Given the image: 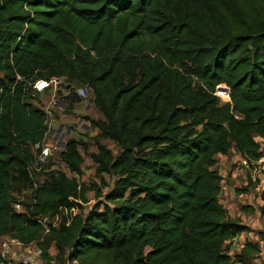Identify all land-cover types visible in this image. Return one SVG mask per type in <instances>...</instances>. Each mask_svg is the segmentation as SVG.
I'll return each mask as SVG.
<instances>
[{"label":"trees","instance_id":"trees-1","mask_svg":"<svg viewBox=\"0 0 264 264\" xmlns=\"http://www.w3.org/2000/svg\"><path fill=\"white\" fill-rule=\"evenodd\" d=\"M52 78L94 93L103 118H88L91 157L115 178L107 193L78 177L85 138L59 152L75 175L53 159L34 167L46 111L33 84ZM257 137L264 0H0V237L35 243L45 262L254 264L264 232L231 253L228 242L251 228L221 203L217 164L232 148L258 160ZM89 190L101 199L85 210ZM64 208L76 213L53 225Z\"/></svg>","mask_w":264,"mask_h":264},{"label":"rangeland","instance_id":"rangeland-1","mask_svg":"<svg viewBox=\"0 0 264 264\" xmlns=\"http://www.w3.org/2000/svg\"><path fill=\"white\" fill-rule=\"evenodd\" d=\"M58 89H61V86H57ZM71 87L69 86L68 89ZM78 87L72 90H65L61 89L59 92V95L61 96L62 102L60 106H56L54 108L55 110V118L54 123L56 126H59L61 124H71L75 123L74 130L72 131L71 135H69V138L75 137V138H85L87 140L89 145V151L87 153L83 152L84 156V163L82 165L83 167V175L78 176L80 181L82 183H85L87 185H92L93 183L98 184V186H101L104 193H107L111 188L114 186L115 178L113 176H110L106 173H100L97 171V165L92 160L91 152H96L97 148L94 144L95 140H93L92 136L96 134V130L92 127L89 117L98 119L103 118V115L98 111V109L95 106L94 103V93L93 91L88 87H82L80 89V92L78 91ZM55 92V86H52L47 92H44L42 94H38L37 97L33 100L35 103H43L44 106L48 105L52 99V95ZM220 103H225L230 100V92L229 89L222 85L218 89L217 93ZM40 101V102H38ZM103 143H105L108 147H110L113 150V154L117 155L120 152L119 147L114 144L111 140H104ZM262 143V150L264 152V140H261ZM81 152L83 151L82 148H80ZM220 156V155H219ZM238 160H239V153L232 148L228 155L220 156L218 158V164L217 168L219 171H221L223 182V199L227 205H232L229 208V211L234 217L238 218V204H242L244 202H249V197L251 195L256 194V198L259 195L256 189L248 191L244 194H247L245 196L238 197V191L239 188H243L247 185L244 184L245 177L248 174L247 169H242L238 166ZM54 161V168L63 170L67 172L68 175L73 176L75 174L71 173L68 169L67 165L59 158V152H57L53 156ZM251 170V169H248ZM43 177H37L35 178L36 181H41ZM105 182V184H104ZM234 192L232 195L229 192ZM29 194L27 191H23ZM23 196V195H22ZM88 202L84 204L85 210L91 209L101 198H98L96 196L95 190H89L87 192ZM252 198V197H251ZM254 199V203L260 208L261 203H259V200ZM261 202V201H260ZM261 211L264 214L263 208L261 207ZM65 215V214H64ZM52 221H54V217L50 218ZM5 237V236H4ZM0 237V241L4 238ZM14 238L13 236H11ZM260 238V237H259ZM261 241V240H260ZM237 242V241H235ZM234 241H230L227 244V247L229 246L231 253H235L240 251L237 245H235ZM262 242V241H261ZM263 243V242H262ZM263 249H264V243H263ZM37 245L35 243H31L28 245H20V243H15L13 245L14 254L12 256V264H20V258L23 255L27 254H34L35 250L37 249ZM51 253L55 255L57 253V250L54 246L51 248ZM258 258L261 260L262 264H264V255H259ZM255 263V258L253 260ZM76 263V262H74ZM71 262L61 263L59 260L54 259L50 263L45 262L41 256L38 260L37 264H74Z\"/></svg>","mask_w":264,"mask_h":264},{"label":"built area","instance_id":"built-area-1","mask_svg":"<svg viewBox=\"0 0 264 264\" xmlns=\"http://www.w3.org/2000/svg\"><path fill=\"white\" fill-rule=\"evenodd\" d=\"M60 84L59 78H52L50 80L46 79H39L35 81L33 84V87L39 91V92H45L46 90H49L52 86H55V92L52 95L51 102L48 103V105L44 106L46 111V130L43 136V139L37 142L34 145V150L36 152V161L34 164V167L36 170H39L41 166L47 164L50 160L53 159V156L60 152L61 150H64L67 145V140L69 139V135H71L72 131L74 130L75 123L71 124H61L59 126H56L54 123L55 118V110L54 108L56 106H60L62 99L61 96L58 94V85ZM82 87L88 88L87 86H80L78 91L80 92V89ZM65 90H69L68 88H65ZM258 140H264L262 137H257ZM261 150H262V143H261ZM263 151V150H262ZM239 153V152H238ZM264 164V154L262 157H260L258 160L252 161L247 156L242 155L239 153V160L238 165L241 167H245L248 169H251L255 174L259 170V166ZM223 191V186H222ZM221 191V192H222ZM16 209L21 210V205L16 204ZM76 213V209H73L69 211L67 208L62 209V212L57 213L54 215V221L53 225L57 226L62 221V214H65L67 217V221L69 222L71 219L70 213ZM45 226V232L47 233L50 228L47 224H44ZM15 243H20V245H26L19 241L17 238H12L11 236H5L0 241V252L3 257V262L1 264H12V256L14 254L13 245ZM238 247H241L240 244L236 243ZM42 254V250L37 247L34 254H27L23 255L20 258L21 264H37L38 260Z\"/></svg>","mask_w":264,"mask_h":264},{"label":"crops","instance_id":"crops-1","mask_svg":"<svg viewBox=\"0 0 264 264\" xmlns=\"http://www.w3.org/2000/svg\"><path fill=\"white\" fill-rule=\"evenodd\" d=\"M263 154H264V152H263ZM220 156H224V155H220ZM239 167H241V166H239ZM241 168L244 169V167H241ZM247 172H248V174L246 175V177H245L246 179L244 182V184L247 186H245L243 188L248 187V190L238 191V197H239L240 193H241L240 196H245L247 194H244V193L251 191V190H254V189L257 190L259 195L257 196L258 198H256V196H255L256 194L251 195L249 197V202H244L242 204H238V206H241V207H238V218L234 217L231 214V212L229 211V208L232 205H227L223 199V196H224L223 193L221 192V194H220V201L228 209L230 215L251 228L250 231H245L242 234H240L238 237H236L232 240L234 242L237 241L235 243L240 244L241 247L238 248L239 250H241V248L243 247V244H242L243 240L251 237L254 241H259L260 238H259V235L257 234V232H259V231L264 232V214L261 211V207L263 208V206H264V164L259 166V170L256 174L252 170H248V169H247ZM220 173H221V171H220ZM250 179L252 180V183L248 185ZM223 181L224 180L222 179V182ZM229 193H231L232 195L234 194V192H232V191ZM255 198L257 200H259V203H261L262 206H260V208H259L258 204L256 205L254 203ZM261 254L264 255L263 247H262V251L257 255V257H255V263L256 264H262L261 260L258 258V256Z\"/></svg>","mask_w":264,"mask_h":264},{"label":"water","instance_id":"water-1","mask_svg":"<svg viewBox=\"0 0 264 264\" xmlns=\"http://www.w3.org/2000/svg\"><path fill=\"white\" fill-rule=\"evenodd\" d=\"M70 85L67 86V88L69 87Z\"/></svg>","mask_w":264,"mask_h":264}]
</instances>
